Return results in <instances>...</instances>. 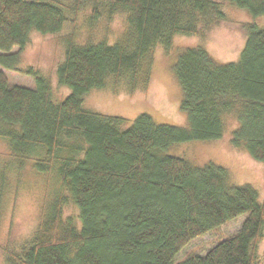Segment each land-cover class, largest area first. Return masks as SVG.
Returning a JSON list of instances; mask_svg holds the SVG:
<instances>
[{"label":"trees","instance_id":"16d2710c","mask_svg":"<svg viewBox=\"0 0 264 264\" xmlns=\"http://www.w3.org/2000/svg\"><path fill=\"white\" fill-rule=\"evenodd\" d=\"M264 16V0H221ZM128 12L129 34L113 46L76 47L69 38L57 82L70 89L59 104L49 83L31 69L32 89L10 86L17 53L31 32L58 33L65 17L47 0H0V138L13 160L57 180L33 237L10 264H258L264 206L249 185L228 183L214 165L193 167L160 152L175 143L217 140L221 116L235 112L233 148L264 164V28L239 24L245 37L236 63L217 64L200 48L183 50L172 69L181 90L187 126L157 125L139 115L126 121L85 111L81 99L108 78L127 75L131 91L148 83L152 49L168 51L173 36L202 35L224 20L213 0H111ZM97 16L96 10L92 18ZM225 118V117H224ZM70 141V143H66ZM66 152V156H62ZM66 188L76 217H64ZM244 216L238 230L203 255L176 260L192 240Z\"/></svg>","mask_w":264,"mask_h":264},{"label":"rangeland","instance_id":"374dc122","mask_svg":"<svg viewBox=\"0 0 264 264\" xmlns=\"http://www.w3.org/2000/svg\"><path fill=\"white\" fill-rule=\"evenodd\" d=\"M61 6L65 17L61 30L56 34L41 35L31 32L23 49L17 53L15 70H3L10 86L32 89L35 86L28 69L37 72L50 86V100L59 104L70 89L57 82L56 70L64 60L69 38L76 47L104 43L113 46L129 34L128 12L110 10L111 0H47ZM220 3L224 20L202 35H175L166 51L157 44L151 57L148 83L139 82L131 91L127 75L108 78L101 89H93L81 99L85 111L122 118L125 129L141 114L149 116L157 125L177 128L187 126V116L179 108L181 90L172 69L179 54L185 49L200 48L217 64L236 63L244 48L245 37L237 30L239 24H254L264 28V16L253 17L246 10ZM96 10L97 16L92 18ZM225 117V118H224ZM220 139L175 143L160 152L161 156L177 157L193 167L214 165L223 168L228 183L233 186L249 185L264 206V164L254 161L244 149L233 148L232 132L238 128L235 112L221 116ZM67 144L71 142L67 141ZM66 156V152H62ZM35 160L18 165L13 160L7 142L0 138V264H10L8 254L17 255L33 237L40 222L41 211L47 201L59 190L52 174H43L35 167ZM66 202L64 217H76L77 208L72 204L66 188L61 189ZM244 216H240L201 237L192 240L178 254V262L190 255H203L214 244L235 233ZM264 233V230H263ZM258 264H264V237L256 249Z\"/></svg>","mask_w":264,"mask_h":264}]
</instances>
